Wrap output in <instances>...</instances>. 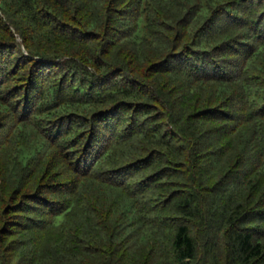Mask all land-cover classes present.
Here are the masks:
<instances>
[{"label":"trees","instance_id":"trees-1","mask_svg":"<svg viewBox=\"0 0 264 264\" xmlns=\"http://www.w3.org/2000/svg\"><path fill=\"white\" fill-rule=\"evenodd\" d=\"M261 3L0 0V264H264Z\"/></svg>","mask_w":264,"mask_h":264},{"label":"rangeland","instance_id":"rangeland-1","mask_svg":"<svg viewBox=\"0 0 264 264\" xmlns=\"http://www.w3.org/2000/svg\"><path fill=\"white\" fill-rule=\"evenodd\" d=\"M218 1H215V3H217ZM262 2H263V0H262ZM262 4V7L264 6V3H261ZM202 19V18H201ZM203 20V19H202ZM128 53V52H127ZM128 54H130V53H128ZM124 59H126L125 58V56H124ZM186 132H188V131H186ZM182 133V132H181ZM183 135H185L186 136V133H183ZM30 157V154L24 149L23 150V155H22V158L23 159H25V160H28V158Z\"/></svg>","mask_w":264,"mask_h":264}]
</instances>
